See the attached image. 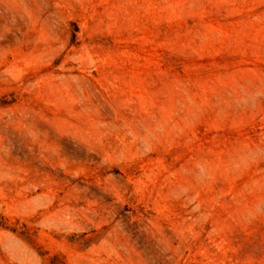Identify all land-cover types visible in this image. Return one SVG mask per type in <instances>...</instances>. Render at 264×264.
Segmentation results:
<instances>
[{
  "label": "rangeland",
  "instance_id": "obj_1",
  "mask_svg": "<svg viewBox=\"0 0 264 264\" xmlns=\"http://www.w3.org/2000/svg\"><path fill=\"white\" fill-rule=\"evenodd\" d=\"M0 264H264V0H0Z\"/></svg>",
  "mask_w": 264,
  "mask_h": 264
}]
</instances>
